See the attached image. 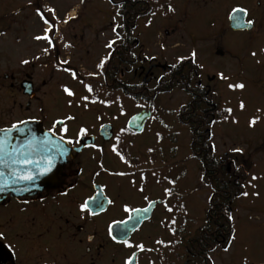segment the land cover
<instances>
[{"label": "flooded vegetation", "instance_id": "flooded-vegetation-1", "mask_svg": "<svg viewBox=\"0 0 264 264\" xmlns=\"http://www.w3.org/2000/svg\"><path fill=\"white\" fill-rule=\"evenodd\" d=\"M107 2L111 14L106 31L103 29V32L108 34V44L111 41L115 43L108 48L105 66L101 69L102 93L113 92L116 76L124 78V88L130 94V99L126 100L133 104L137 101L132 99V92L152 93L174 82L183 83L199 99L201 106L208 107L203 108V111L209 117L201 118L208 125L218 121L224 108L213 103L211 89L205 81L213 82L216 78L213 75L220 76L222 73L225 76L226 70L233 67L235 72H232V76L251 75L255 72L264 76V42L258 43V40L264 39V0ZM11 3L6 0L7 6ZM169 5L174 11H169ZM16 9L11 16L17 17L29 9L33 17V25L31 21L29 23L30 28L38 27L42 31L35 34L30 29L28 33L32 36L27 38H32L30 43L25 42L24 37H8L7 33L14 23L11 25L8 20L9 13L0 15V140L4 142L5 152H26L28 158L35 161L37 150H49L50 145L45 148V143L28 142L22 144V147H28L23 150L20 142L14 141L11 131L13 133L25 122L38 121L43 129H51L60 140L64 137L62 143L70 148L71 154L57 177L53 181H41L38 188L35 179L20 182L11 179L14 167L27 168L35 176V164H0V264H125L130 258L132 264H201L196 260L194 247L198 230L190 231L185 238L180 236L178 229L179 213L176 204L180 196L178 189H175L176 177L173 178L171 172L174 167L168 168L169 162L163 158L166 135L160 129L145 135L150 129H147L148 122L152 120L163 128L164 124L159 117H153L151 110L150 121L145 123L141 133L128 127L133 116L120 130L111 121H99V118L92 128L78 126L72 129L75 121L66 119L72 117L71 114H63V93L67 94L63 86L52 85L47 80L39 82L35 75L36 71L50 75L52 69L63 70V32L58 29V11L51 8L47 0H29L28 5ZM38 10L48 20L47 25L41 20ZM234 14L243 18L236 22L245 29L234 30L231 27ZM249 20L253 22L251 25L246 23ZM46 28H51L47 32L52 40L51 46L44 39H35L45 35ZM203 30H213V34L219 35L214 40L213 49L209 45L213 34L202 33ZM228 35L243 38L242 44L239 47L236 45L234 51L226 40ZM181 41H188L192 45L189 54L185 55L178 49ZM34 42L43 44V49L38 51L41 55L45 54L49 58L54 53V64L41 69L38 64L40 55L35 53ZM45 48L48 49L47 53L43 51ZM193 52L195 57L192 56ZM68 60L72 62L70 58ZM68 66L72 73H77L73 65ZM110 80L112 82L109 84ZM218 80L225 81L221 78ZM84 88L87 94L97 95L92 86V92L87 91L86 85ZM237 90L244 91L245 85L243 89ZM157 99L153 101L154 104ZM196 104L197 101L191 99L179 112L192 115ZM187 106L189 108L185 109ZM194 120L191 116L188 121ZM174 121L178 128L190 132L188 121L182 122L177 116ZM13 124L17 127L12 128ZM105 125L113 126L114 136L110 140L107 134L102 133ZM65 126L69 129L67 134L61 131ZM80 128H86L87 133L77 136ZM208 131L212 138L211 130ZM172 136L167 139V145L175 153L177 139ZM68 139L73 143L68 144ZM119 150L126 156L125 160L121 159ZM226 157L207 168L210 173L225 167L234 177L230 185L236 186L233 192L227 182L224 183L220 204L215 205L219 211L215 219L226 222V217L233 214V204H236L240 211V223L248 226L253 212L258 208L256 202L260 187L256 181H246V175L243 174H246L247 166L244 163L236 157ZM164 163H167L166 168ZM115 167L117 170H114ZM212 196L213 191L209 201ZM90 197L103 200V208H95ZM85 201L89 202L94 215L80 210V205ZM125 206L141 211L152 206V211L133 232L120 233L115 230L116 234H121L122 239L113 240L109 235V226L114 221H127L135 213L125 212ZM244 211L247 214H243ZM208 232L207 237L216 243L217 249H227L226 233H222V228L218 233L216 230ZM124 240L133 247H126ZM138 244H142L144 250L136 248Z\"/></svg>", "mask_w": 264, "mask_h": 264}, {"label": "rangeland", "instance_id": "rangeland-1", "mask_svg": "<svg viewBox=\"0 0 264 264\" xmlns=\"http://www.w3.org/2000/svg\"><path fill=\"white\" fill-rule=\"evenodd\" d=\"M7 1L12 3L7 6L6 0H0V15L9 13L8 20L11 25L14 23L7 36L12 38L24 37L25 42H32V38L27 39L32 36L31 33L40 34L42 30L38 27L35 29L30 28L29 23L31 21V25H33V17L30 15L29 9L17 17L11 16V13L17 10L18 6L28 5L29 0ZM47 1L51 8H56L58 11L57 17L60 18L58 29L63 32L61 57L67 63L63 64V70L54 71L52 69L50 75L36 71V80L39 82L47 80L52 85H60L63 86V89L67 87L72 90L74 93L72 96L63 93L62 104L63 114H71L75 118L73 119L75 124L72 129L78 126L92 128L98 122V118L99 121L101 119L111 121V124L116 126L117 130L122 129L127 125L128 120L143 108L128 102L122 97L114 98L108 107L103 103L106 98L101 92L103 77L101 74L102 68L98 65L103 61V67L105 66L109 48L106 46L108 45V34L103 32V29L106 31L111 14L107 0ZM27 21L29 22L27 23ZM30 29L31 33L29 34ZM204 32L205 34H213V30H203L202 33ZM212 36L209 45L213 49L214 40L219 35L213 34ZM226 40L229 47L234 51L236 45L239 47L242 44L243 38L228 35ZM262 42H264V39L258 40V43ZM71 43L72 45H67ZM180 43L181 47L178 49L183 51L185 55L189 54L192 45H189L188 41H181ZM34 48L35 53H38L39 49H43V44L35 43ZM38 55H40L38 64L41 69L51 63L54 64L53 62L56 59L54 53L49 58L45 57V54L41 55L40 52ZM69 64L76 68L75 79L72 77ZM232 72H235L234 67L226 70L225 77L228 79H223L224 82L218 80L220 79L219 75H213L216 77L213 82L205 81L206 86L211 89L213 103L226 110L231 109L229 117L225 118V114L224 120L221 122L214 121L208 125L212 132L210 144H212L213 155L217 161L227 155L228 158L236 157L247 166V172L243 176L246 175V181H256L258 183L260 195L256 202L258 208L253 212L248 226L240 223V211L238 206L233 204L231 209L233 214L230 220L232 221L234 236H232L230 242L228 241L227 250L222 247L217 249V246H215L214 248H208V252L213 264H264V227H262V223H264V211H262V207H264V142L262 141L264 137V76L260 72H255L251 75L236 77L231 75ZM118 77L124 79L121 76ZM238 82L245 85L244 91L228 87L229 84H237ZM174 84L175 87L168 93L158 97L156 108L153 110V116L159 117L164 124L163 128H160L157 121L149 120L147 129H150L145 135L155 133L159 129L166 135L163 158L168 160V168L174 167L171 168V172L173 178L176 177L177 181L175 189H178L180 198L181 196L184 198L183 201L178 198L176 210L179 213L178 229L180 230V236L185 237L190 231L196 232L203 226L209 211V198L212 190L209 187V182L207 183L204 179L203 167L193 157L192 134L187 130L184 132L181 128H178L174 121L175 117L178 116L179 109L191 101V97L184 87L178 85L181 83L174 82ZM84 85H90L94 88V91L100 97L98 102L94 103L97 96L93 93L87 94ZM149 93V91L145 93L146 97H150ZM83 97H88V99L85 100ZM92 100L94 102H91ZM241 102L244 104L243 109L240 107ZM254 117L259 119L254 125H251L250 121ZM167 134L174 135L172 137L177 139L175 153L172 152L171 146L167 145V139L171 138ZM235 148L242 151H233ZM228 161L229 159H227ZM108 164L110 165L111 161ZM163 165L164 168L167 167V163ZM114 170H117V167ZM253 177H256V179H253ZM181 205L185 209L184 213H181ZM243 214L247 213L244 211Z\"/></svg>", "mask_w": 264, "mask_h": 264}, {"label": "trees", "instance_id": "trees-1", "mask_svg": "<svg viewBox=\"0 0 264 264\" xmlns=\"http://www.w3.org/2000/svg\"><path fill=\"white\" fill-rule=\"evenodd\" d=\"M117 80L114 82V86L112 91H110L108 94H106V98L108 101L113 100L114 94H120L124 97H129V92L127 89L124 88V81L120 79L118 76L115 77ZM178 79V78H177ZM180 79V78H179ZM112 81L110 80L108 83L110 84ZM182 87L189 93L191 99H195L197 101V106L195 107L194 113L192 115H183L182 112L178 114V118L180 121H188L191 116L194 117V121H188L187 125L189 126V130L192 134V149H193V157H195L204 170V179H206L207 183L209 182V185L212 188L213 196L211 201H209V211L207 213V218L205 219V225L198 229L197 236H196V242H195V255L196 259L200 261L201 264H213L210 256H209V249L211 247H215L216 243L207 237V234L209 233L208 230H211L212 232H220V228H222V233L225 234V238L228 244V241L232 239L233 236V225L231 223V220L227 218V221L224 222L223 219H215V215L218 209H216V204L219 205L221 194L223 195V191L225 187V182H227L229 189L231 188L234 192L236 190V186L234 184L230 185V181L234 180V177L232 176V173H228L225 167H222L218 171H211L209 173V168L212 163L216 164L217 159L215 158L214 151L212 148V144H210L211 137H209V131H208V125L207 123H203L201 121V118L203 117H209L206 111H203V108L206 106H201V102H199V99L191 92H189L186 89V85L181 83ZM175 87V84L172 83L171 86H167L165 89L160 90H153L152 91V97H146L145 94H133L132 97L135 99L138 103L141 101H144L146 103V107L149 108L155 107V104L153 101H155V98L158 97L159 94L170 91L172 88ZM150 94V93H149ZM189 108L188 106L185 107V109ZM208 108V107H206ZM225 115V114H222ZM229 115V112H228ZM227 117V114L225 115ZM220 118H218L219 120ZM119 154L121 157H123V160L126 159V156L124 153H122L119 150ZM213 175V176H212ZM230 200V199H229ZM180 201H183V198H180ZM181 213L185 212V209L181 205ZM220 224H222V227H220Z\"/></svg>", "mask_w": 264, "mask_h": 264}, {"label": "snow or ice", "instance_id": "snow-or-ice-1", "mask_svg": "<svg viewBox=\"0 0 264 264\" xmlns=\"http://www.w3.org/2000/svg\"><path fill=\"white\" fill-rule=\"evenodd\" d=\"M48 11H53L52 9H48ZM169 11H174V9H172L171 5H169ZM235 11V10H234ZM38 14L40 15V18L41 20L47 25L48 24V20L45 18L44 14L42 12H39L38 10ZM243 18L240 17V16H235L234 17V20H242ZM150 23V22H149ZM247 24L251 25L253 22L252 21H246ZM119 27V26H117ZM51 28H46L45 29V35L43 36H37L35 37V39L37 40H40V39H44L48 42V44L51 46L52 45V40L51 38L47 35V32L50 31ZM115 31V28L113 29ZM115 43V41H111L109 42L108 45H106L107 47L111 48L112 45ZM163 47V45H162ZM45 53L48 52V49L45 48L43 50ZM253 55H255V53H253ZM192 56L195 57V52L192 53ZM182 59V58H180ZM23 63H28V61H23ZM61 63H67V61H61ZM98 67H103V61H101V64L98 65ZM72 77L75 79L76 77V73L73 72L72 73ZM220 78L221 79H228L227 77H225L222 73L220 74ZM202 87V85H201ZM228 87L230 89H243L244 88V84L242 83H238V84H229ZM86 88H87V91L89 92H92V88L90 85H86ZM64 91L67 93V95L69 96H72L74 95V93L67 87L64 88ZM83 99H88V97H83ZM240 107L241 109H243L244 107V104L243 102H241L240 104ZM226 111H228L229 113L231 112V109H227ZM66 119H75L74 117H66ZM259 118L258 117H254L251 121H250V124L251 125H254L257 120ZM20 123H23V121H21ZM58 123H61V122H58ZM17 125L16 124H13L12 125V128H16ZM50 131H52L50 129ZM61 131H63L65 134H67L69 132V129L68 127H63L61 129ZM87 133V129L86 128H80L79 131L77 132V136H83ZM64 140V137H61V141ZM67 143L68 144H72L73 141L71 139H68L67 140ZM45 148H49V145H44ZM49 150H57L59 151L60 154H63L64 151H66L63 147H62V144L60 143H57L56 145H53L49 148ZM115 150V149H114ZM233 151H236V152H241L242 150L239 149V148H235L233 149ZM28 153H15V152H12V153H8V152H5L4 150V142L2 140H0V164H4V163H7V164H10V165H13V166H18V165H24V166H30V165H33V164H37V167H39V163L37 161H34L32 159H29L28 158ZM5 156L7 157V161L5 160ZM121 159H123V157H121ZM51 170V161L49 160L47 162V165L43 168V171L40 173L41 175L44 174L45 172H48ZM0 175H2V173H0ZM11 179L13 180V182H20V181H32L35 179V176L33 174V171L31 170H28L27 168H15L13 169L12 173H11ZM253 179H256V177H253ZM167 191V190H166ZM243 195H247V193H243ZM89 200L92 202V204L94 205L95 208H103V200H101L99 197H96V198H89ZM109 203H111V201H109ZM80 210L83 212V211H88L90 214H95L91 208H89V202L88 201H85L84 203H82L80 205ZM124 211L125 212H139L141 210H137V209H130L128 208L127 206H125L124 208ZM142 211L144 212H147V209H143ZM169 211H171V209H169ZM137 220L139 219L138 217H135ZM134 219V217L132 216H129L128 220L127 221H114L113 222V225H110L109 226V235L111 236V238L113 240H117V236L116 235H113V226L115 227V230L117 232H120V233H126L129 229L127 227V225ZM228 219H232L231 216L228 217ZM134 227V225H133ZM119 242V241H117ZM123 243L125 244L126 247H133V245L131 243H129L127 240H124ZM157 243H163V241H157ZM136 248H139L141 250H144V246L142 244H138L135 246ZM227 250V249H225ZM125 264H132V260L131 258L129 260H126Z\"/></svg>", "mask_w": 264, "mask_h": 264}, {"label": "water", "instance_id": "water-1", "mask_svg": "<svg viewBox=\"0 0 264 264\" xmlns=\"http://www.w3.org/2000/svg\"><path fill=\"white\" fill-rule=\"evenodd\" d=\"M234 16H236V14H234L231 18V27L234 30L245 29L242 24H238L236 20H234ZM149 117L150 113L142 112L131 119L129 127L132 130L140 133L143 131L145 121ZM102 133L107 134L109 137L108 139L110 140L113 137V128L110 125L103 126ZM11 135L14 136L15 142H20L21 149L23 150L28 149V147H22V144L28 142L45 143L50 145V147L56 145L57 143H60L66 150L63 154H60L57 150H37L35 154V161L39 163V167H37V164H35L36 188H38V184L41 183V181H52L53 179H55V177L59 173L60 168L64 165V163H66L68 156L71 154L70 148L65 143H62V141L57 138L51 131L44 130L39 122H25L20 127L16 128L13 133L11 131ZM49 160L51 161V170L46 172V175L43 176V174L41 175L40 173L43 171V166H46ZM151 211L152 206L147 209V212H135L132 215L134 219L127 225L129 229L127 233L133 232L135 229H137L142 221L148 217ZM135 217H138L139 219L137 220ZM113 235H116L117 239H122L121 234L115 233V229H113Z\"/></svg>", "mask_w": 264, "mask_h": 264}]
</instances>
